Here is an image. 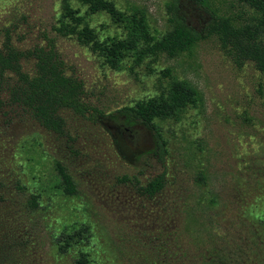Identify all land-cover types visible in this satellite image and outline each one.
I'll return each mask as SVG.
<instances>
[{"label":"rangeland","instance_id":"374dc122","mask_svg":"<svg viewBox=\"0 0 264 264\" xmlns=\"http://www.w3.org/2000/svg\"><path fill=\"white\" fill-rule=\"evenodd\" d=\"M111 1L121 12L144 11L153 34L166 30L170 0ZM212 2L239 22L252 14L234 0ZM181 5L198 28L201 13ZM66 8L99 34L120 32L75 0H0V46L6 39L23 52L52 46L64 73L82 81L85 101L106 113L159 94L171 78L192 85L196 102L156 118L166 148L159 159L152 132L140 124L127 139L113 119H103L106 130L61 109L71 139L59 137L12 99L16 76L5 73L0 264H75L78 256L88 264H264V70L249 60L236 64L214 36L171 57L125 50L111 66L81 37L82 24L56 29ZM56 161L74 180V194L58 186ZM200 169L206 180L198 185ZM158 173L164 188L149 198L140 187ZM61 230L71 234L65 251Z\"/></svg>","mask_w":264,"mask_h":264},{"label":"trees","instance_id":"16d2710c","mask_svg":"<svg viewBox=\"0 0 264 264\" xmlns=\"http://www.w3.org/2000/svg\"><path fill=\"white\" fill-rule=\"evenodd\" d=\"M75 1L85 7L84 14L104 13L120 32L109 33L100 30L99 34L83 24V15L69 8L63 10L56 29L62 31L72 25L82 24L81 37L90 43L91 48L101 53L108 65L118 64L122 51L125 50L138 49L143 54L164 53L171 57L177 50L191 43L214 36L236 64L240 65L243 61L249 60L257 69L264 70V0H234L246 6L252 13L242 22L220 12L212 0H170L167 6L169 14L167 28L160 35L153 34L144 11L139 8L130 7L121 12L111 0ZM184 2L192 3L201 13L203 23L198 28H194L186 21L181 9ZM27 59L33 61L30 70H25L22 65V61ZM7 72L16 76L15 88L11 93L12 99L29 109L36 121L45 129L59 137L71 139L61 109H69L79 116L103 125L106 130L103 119H113L117 132L127 139L134 134L132 127L137 124L144 125L152 132L154 152L159 159L164 156L166 148L156 118L174 114L196 102V91L192 85L171 78L159 94L106 113L85 101L82 81L64 73L61 61L56 57L52 46L23 52L13 47L6 39L0 46V80ZM2 105L0 99V108ZM113 141L120 149L114 137ZM54 169L57 184L62 192L74 194L76 184L67 168L56 161ZM205 180V171L198 170L194 182L200 185ZM164 185V173H158L141 185L140 191L152 198L163 190ZM34 198L35 196L31 195V204H35ZM208 201L214 202L212 198ZM70 237V233L60 231L58 246L60 250L65 251ZM74 263L88 264L81 256H78Z\"/></svg>","mask_w":264,"mask_h":264}]
</instances>
